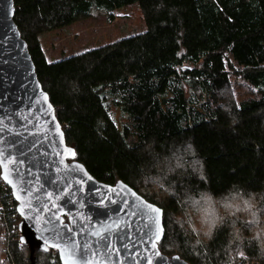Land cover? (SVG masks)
Instances as JSON below:
<instances>
[{"label": "trees", "instance_id": "obj_1", "mask_svg": "<svg viewBox=\"0 0 264 264\" xmlns=\"http://www.w3.org/2000/svg\"><path fill=\"white\" fill-rule=\"evenodd\" d=\"M134 2L144 31L48 59L41 34L93 10L112 22ZM14 7L74 159L163 210L160 251L190 264H264V0H14ZM233 78L244 97L225 103L217 93ZM20 222L0 176V264H31ZM33 257L62 264L52 248H35Z\"/></svg>", "mask_w": 264, "mask_h": 264}, {"label": "water", "instance_id": "obj_2", "mask_svg": "<svg viewBox=\"0 0 264 264\" xmlns=\"http://www.w3.org/2000/svg\"><path fill=\"white\" fill-rule=\"evenodd\" d=\"M14 12V0H0V176L17 202L31 264L35 248L55 249L62 264H190L160 251V207L74 159Z\"/></svg>", "mask_w": 264, "mask_h": 264}, {"label": "rangeland", "instance_id": "obj_3", "mask_svg": "<svg viewBox=\"0 0 264 264\" xmlns=\"http://www.w3.org/2000/svg\"><path fill=\"white\" fill-rule=\"evenodd\" d=\"M112 17L113 21L110 22L105 13L93 10L88 16H82L68 25L41 34V43L48 59L58 61L86 50L96 51L106 48L123 37L145 30L144 12L139 2L118 8L113 12ZM236 80L233 78L230 86L218 91L217 96L220 100L229 103L244 97V92L239 90H244L246 87L244 84L238 87ZM169 169L167 165L163 171ZM151 180L146 179L145 183H150ZM165 189L167 190L168 187ZM184 211L187 215H196V211L191 207L184 208ZM202 212L203 210H200L199 215Z\"/></svg>", "mask_w": 264, "mask_h": 264}, {"label": "snow or ice", "instance_id": "obj_4", "mask_svg": "<svg viewBox=\"0 0 264 264\" xmlns=\"http://www.w3.org/2000/svg\"><path fill=\"white\" fill-rule=\"evenodd\" d=\"M155 212L159 213V210L158 209H154ZM157 223H158V218H157ZM160 232H162V229H159L158 230V233H157V236H156V239L159 240L160 239Z\"/></svg>", "mask_w": 264, "mask_h": 264}, {"label": "clouds", "instance_id": "obj_5", "mask_svg": "<svg viewBox=\"0 0 264 264\" xmlns=\"http://www.w3.org/2000/svg\"><path fill=\"white\" fill-rule=\"evenodd\" d=\"M253 215H255V214L253 213ZM210 232H211V229H209V235H210Z\"/></svg>", "mask_w": 264, "mask_h": 264}, {"label": "built area", "instance_id": "obj_6", "mask_svg": "<svg viewBox=\"0 0 264 264\" xmlns=\"http://www.w3.org/2000/svg\"><path fill=\"white\" fill-rule=\"evenodd\" d=\"M19 230V229H18ZM19 234H20V232H19Z\"/></svg>", "mask_w": 264, "mask_h": 264}]
</instances>
